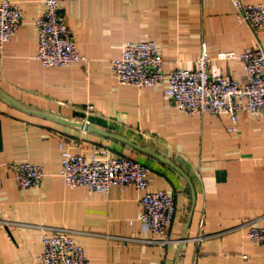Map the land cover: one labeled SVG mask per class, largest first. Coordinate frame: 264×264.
<instances>
[{
    "label": "crops",
    "instance_id": "obj_1",
    "mask_svg": "<svg viewBox=\"0 0 264 264\" xmlns=\"http://www.w3.org/2000/svg\"><path fill=\"white\" fill-rule=\"evenodd\" d=\"M9 1L19 6L21 23L0 48V90L28 109L85 121L149 153L0 99V264H35L42 237L60 228L91 264H264V245L239 227L264 225V120L242 112L229 132L225 114L176 110L163 93L166 83L138 89L118 85L111 73L126 42H155L164 75L194 70L204 45L211 76L245 84L241 61L216 55L264 49V29L238 22L229 0H77L60 11L88 61L45 68L36 59L35 31L44 0ZM59 142L86 159L123 156L147 167L146 191H166L175 204L165 231L171 242H144L154 237L138 220L142 193L133 186L107 193L65 186ZM23 161L43 169L38 189L16 186L9 166Z\"/></svg>",
    "mask_w": 264,
    "mask_h": 264
},
{
    "label": "built area",
    "instance_id": "obj_2",
    "mask_svg": "<svg viewBox=\"0 0 264 264\" xmlns=\"http://www.w3.org/2000/svg\"><path fill=\"white\" fill-rule=\"evenodd\" d=\"M77 0H44L42 13L36 18L35 31L38 42L36 59L45 68L66 67L78 62H87L77 51L60 11L62 3ZM240 23L253 30L264 29V4H247L243 0H229ZM21 12L18 5L3 0L0 4V48L18 30ZM218 60H239L243 64L247 82L240 84L233 79L213 77L209 72V57L202 46L194 70L176 69L163 74V59L157 44L153 41L126 42L121 46L120 56L111 61L112 77L118 85L138 89L158 88L166 83L164 95L174 108L190 115H219L229 117V132L237 130L239 114L249 112L264 120V49L260 45L237 54L221 52ZM92 107L89 106L90 110ZM60 171L62 183L69 188L84 187L89 191L107 193L111 187L121 190L133 186L140 197L141 212L138 220L154 237L145 243L167 244L165 231L173 219L175 204L171 195L163 190L148 192L149 169L123 156L100 160L86 159L73 153L59 142ZM12 178L20 190L38 189L44 171L27 161L9 166ZM246 238L264 245V225L246 221ZM202 237L197 238L200 240ZM42 252L35 257V264H91L83 247L72 233L56 229L42 237Z\"/></svg>",
    "mask_w": 264,
    "mask_h": 264
},
{
    "label": "water",
    "instance_id": "obj_3",
    "mask_svg": "<svg viewBox=\"0 0 264 264\" xmlns=\"http://www.w3.org/2000/svg\"><path fill=\"white\" fill-rule=\"evenodd\" d=\"M0 99H2L4 102H6L7 104H9L10 106L15 107V108H17V109H19L21 111L26 112V113L34 114V115H37V116H40V117H44V118H47V119H50V120H54V121L63 123L65 125L78 128L80 130L93 131V132L99 133L101 135H104L106 137H110V138H113V139H117V140L122 141V142H124V143H126V144H128V145H130V146H132V147H134L136 149H138V150H141V151H144V152L149 153L148 151L143 150L142 148H140V147L136 146L135 144L131 143L127 139H125V138H123L121 136H118V135H114V134H111V133H108V132L99 130V129L93 127L91 124H89V123H87L85 121H73V120H69V119L63 118L61 116H56V115L49 114V113H45V112H42V111H39V110H31V109H28V108L20 105L16 101H14L12 98H10L9 96H7L1 90H0ZM157 158H159V157H157ZM163 161L166 162V163H168L169 165L173 166L170 162L165 161V160H163Z\"/></svg>",
    "mask_w": 264,
    "mask_h": 264
}]
</instances>
